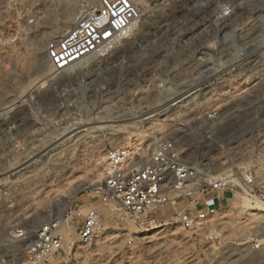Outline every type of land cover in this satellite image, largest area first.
I'll use <instances>...</instances> for the list:
<instances>
[{
  "label": "rangeland",
  "instance_id": "374dc122",
  "mask_svg": "<svg viewBox=\"0 0 264 264\" xmlns=\"http://www.w3.org/2000/svg\"><path fill=\"white\" fill-rule=\"evenodd\" d=\"M32 1L38 12L16 15L12 39L0 44L9 63L0 108L12 100L25 105L0 110V256L27 264L35 230L62 219L64 248L73 243L62 264H237L244 253L227 242L264 221V202L255 196L242 193L217 213L229 222L218 257L216 245L184 230L169 207L151 223L103 219L86 241L68 212L90 205L107 175L108 147L133 144L145 159L152 137H173L210 175L250 174L264 190V99L257 93L264 84V0H132L140 16L131 27L66 71L52 69L45 45L76 23L81 5L86 10L96 0ZM201 66L225 67L206 83L213 90L186 108L171 105L173 83ZM73 124L80 129L68 132ZM16 230L26 233L19 241Z\"/></svg>",
  "mask_w": 264,
  "mask_h": 264
},
{
  "label": "built area",
  "instance_id": "2783aa9c",
  "mask_svg": "<svg viewBox=\"0 0 264 264\" xmlns=\"http://www.w3.org/2000/svg\"><path fill=\"white\" fill-rule=\"evenodd\" d=\"M35 12L38 9L32 0H0V44L12 39L8 33L17 28L16 15ZM139 16V8L132 0H96L94 6L88 5L83 15L67 31L47 41V62L54 71L72 69L96 55L105 45L113 43ZM8 64L5 50L0 49V93L7 87L2 78ZM224 68L207 72V68L201 66L188 71L185 81L178 85L173 83L175 96L171 98V105L183 109L201 102L203 95L213 90L206 85L210 77L215 74L219 76ZM254 81L251 80V83ZM257 93L264 99V84L257 87ZM1 99L0 96V104ZM5 104L8 103L2 106ZM12 105L8 110L1 109V106L0 110L12 112L25 106L19 100ZM144 138L150 140L151 135L145 134ZM152 138L154 140L145 159L140 154L142 148L133 144L106 149L107 175L92 190L90 205H86L84 212L80 207L68 212V219L76 221L78 239H90L103 219H113L116 225L151 223L158 221V212L165 215L169 207L174 211L171 218L179 220L184 230L201 232L203 241L216 245L218 257L223 253L219 249L224 233L222 228L229 222L226 224L227 219L217 216V213L230 204L234 205L236 197H245L240 195L242 193L264 202V190L255 186L250 174H242L234 179L210 175L203 165L190 162L182 155L173 137ZM58 226L56 221L35 230L34 239L25 248L27 264H40L45 260L47 264H62L70 260L73 243L67 241L64 250V240ZM25 234L22 230H16L13 236L19 241ZM227 243L239 246L244 253L243 257L235 258L239 259L237 264H264V221L255 225L248 236L236 237ZM62 252L66 253V258L61 256ZM59 258L60 262L57 261ZM212 260L205 259L203 264H217ZM0 264L12 262L0 256Z\"/></svg>",
  "mask_w": 264,
  "mask_h": 264
},
{
  "label": "bare ground",
  "instance_id": "6f19581e",
  "mask_svg": "<svg viewBox=\"0 0 264 264\" xmlns=\"http://www.w3.org/2000/svg\"><path fill=\"white\" fill-rule=\"evenodd\" d=\"M91 6H94V5H91ZM81 7H82V9L80 8V11H79V15H78V19H79V17L81 16V15H83V13L85 12V9H83V6L81 5ZM86 7V6H85ZM77 19V20H78ZM133 24V22H131L129 25H128V27H127V29L129 28V27H131V25ZM126 29V30H127ZM251 47H252V49H251ZM255 47H257L256 45H252V46H248V47H246L245 49H244V51L245 52H249V50H250V53H251V51L255 48ZM249 53V54H250ZM248 54V55H249ZM248 55H242L241 54V56L242 57H240V58H242V59H244L245 57H247ZM231 65V64H230ZM52 66V65H51ZM207 68V72H210L211 70H212V67H206ZM26 95H27V93H26ZM26 95H24V96H26ZM172 100V99H171ZM164 102V101H163ZM14 102L12 101V103H8V104H5L6 106H4L3 108H1V109H4V110H8V109H10V108H12L14 105H12ZM133 114V113H132ZM139 116V115H138ZM116 118H118V117H116ZM112 119V118H107V119H104V120H101L100 122H102V123H104L102 126H104V127H106V126H108V125H111V122H116V121H127V120H129V119H134V118H136V117H133V116H131L130 118L129 117H125V118H120V119ZM138 118V117H137ZM138 120V119H137ZM80 126L81 125H72V127L68 130V132H74L75 133V131L76 130H78V129H80ZM82 128V127H81ZM71 134V133H70ZM25 161V160H24ZM23 161V162H24ZM60 221H62V219H58L57 220V222H60Z\"/></svg>",
  "mask_w": 264,
  "mask_h": 264
}]
</instances>
